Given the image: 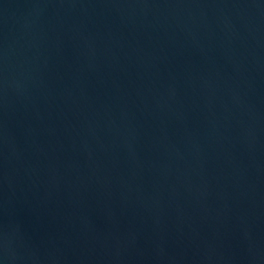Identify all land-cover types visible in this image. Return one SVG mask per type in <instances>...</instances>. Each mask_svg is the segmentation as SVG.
Here are the masks:
<instances>
[{
    "label": "water",
    "instance_id": "95a60500",
    "mask_svg": "<svg viewBox=\"0 0 264 264\" xmlns=\"http://www.w3.org/2000/svg\"><path fill=\"white\" fill-rule=\"evenodd\" d=\"M0 264H264V0H0Z\"/></svg>",
    "mask_w": 264,
    "mask_h": 264
}]
</instances>
